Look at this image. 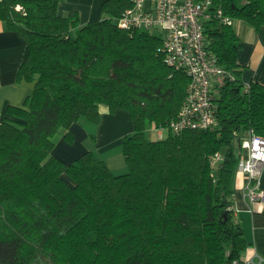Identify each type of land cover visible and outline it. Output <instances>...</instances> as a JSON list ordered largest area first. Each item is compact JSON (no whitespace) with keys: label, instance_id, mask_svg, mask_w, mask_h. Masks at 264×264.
Returning a JSON list of instances; mask_svg holds the SVG:
<instances>
[{"label":"trees","instance_id":"trees-1","mask_svg":"<svg viewBox=\"0 0 264 264\" xmlns=\"http://www.w3.org/2000/svg\"><path fill=\"white\" fill-rule=\"evenodd\" d=\"M223 15L259 29L264 0H213ZM59 0H0V20L29 44L17 80L33 81L23 105L0 122V264H232L252 245L233 208L238 162L233 131L264 137V84L243 90L239 37L213 12L203 22L206 47L233 80L213 91L215 129L166 128L188 77L165 65L160 37L124 30L116 19L132 0H104L103 16L80 25L78 12L57 13ZM99 104L129 112L123 136L128 171L114 174L90 151L66 163L53 137ZM220 152L222 158L212 164ZM264 213V208L262 210Z\"/></svg>","mask_w":264,"mask_h":264},{"label":"built area","instance_id":"built-area-1","mask_svg":"<svg viewBox=\"0 0 264 264\" xmlns=\"http://www.w3.org/2000/svg\"><path fill=\"white\" fill-rule=\"evenodd\" d=\"M214 6L213 0H132L116 24L127 31H148L158 27L164 32L160 39V51L165 65L173 70L183 71L188 77L183 102L174 119L166 128L159 127L158 135L168 129L179 134L185 129H215L214 87L223 76L233 80L232 75L217 62L216 55L206 47L203 22L213 14L223 24L232 25L233 19L223 15L221 8ZM149 32V31H148ZM249 82H244L247 90ZM238 144L236 171L249 179L245 196L252 202H264V190L258 188V178L264 165V137L253 130H235ZM220 152L212 157V164L221 160ZM232 264H264L263 259L254 254L233 260Z\"/></svg>","mask_w":264,"mask_h":264},{"label":"crops","instance_id":"crops-1","mask_svg":"<svg viewBox=\"0 0 264 264\" xmlns=\"http://www.w3.org/2000/svg\"><path fill=\"white\" fill-rule=\"evenodd\" d=\"M103 1L59 0L57 13L65 16L70 11L76 10L79 23L83 25L103 16L101 10ZM231 26L239 37L237 58L238 63L242 65L241 79L243 82L255 81L264 84V26L255 29L240 19H233ZM28 51V42L17 31L8 29L4 21L0 20V122L6 117L8 105H23L25 99L33 91V81L17 80V72L27 58ZM98 109L101 133L104 139H107L99 151L112 146L109 141L115 136L117 138L114 145L120 143L121 146L123 136L131 134L134 130L129 112L124 109L110 112L105 104H99ZM80 119L69 128L73 134V142H67L63 133L54 141L52 154L66 163L74 161L88 151L85 146L87 132ZM163 137L162 133L157 139ZM248 181L245 174L235 172L232 182L233 208L235 216L241 222L245 236L252 242V245L245 251L244 257L258 254L264 262V213H262L264 202H252L245 196ZM257 184L258 188L264 190V165Z\"/></svg>","mask_w":264,"mask_h":264},{"label":"rangeland","instance_id":"rangeland-1","mask_svg":"<svg viewBox=\"0 0 264 264\" xmlns=\"http://www.w3.org/2000/svg\"><path fill=\"white\" fill-rule=\"evenodd\" d=\"M148 31L151 34L156 35L160 38L163 37L164 35V32L160 30L158 27L150 28ZM221 82H222V78H219L217 84H220ZM80 122L83 124V128L87 132V139L85 141V146L87 150L92 152L95 158L104 161L114 174H121L127 172L128 167L124 160L120 143L114 145V141L117 138V136L113 137L109 141L112 144V146H109V148L105 150L99 151V148L104 146L103 143L107 140L104 139L101 133V129H100L101 120H99L98 122H93L86 118H81ZM62 133L64 134L63 130L56 133L53 137V141L57 140ZM162 133L165 137L169 133V130L164 129ZM146 135L147 138L150 140H157L158 129L155 128L154 126H150L146 131ZM47 264H51V263H47Z\"/></svg>","mask_w":264,"mask_h":264}]
</instances>
